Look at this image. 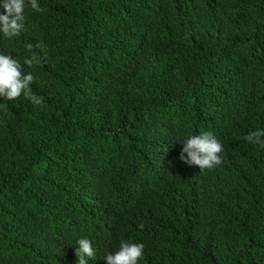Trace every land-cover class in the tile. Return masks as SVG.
<instances>
[{
  "label": "trees",
  "instance_id": "1",
  "mask_svg": "<svg viewBox=\"0 0 264 264\" xmlns=\"http://www.w3.org/2000/svg\"><path fill=\"white\" fill-rule=\"evenodd\" d=\"M38 3L0 33L42 97H0V264H78L81 238L87 264L121 241L137 264H264V0ZM205 131L222 162L200 171L179 155Z\"/></svg>",
  "mask_w": 264,
  "mask_h": 264
},
{
  "label": "clouds",
  "instance_id": "2",
  "mask_svg": "<svg viewBox=\"0 0 264 264\" xmlns=\"http://www.w3.org/2000/svg\"><path fill=\"white\" fill-rule=\"evenodd\" d=\"M29 6L34 11H43L38 0H0V8L3 9V12L0 13V33L4 37L10 39L21 34L24 28L25 9ZM42 47L39 42L35 45L29 43L27 48L33 52V55L31 58H24V64L32 66L34 62H39L37 60L38 53L35 50L42 49ZM34 82L35 78L31 73H23L20 59L0 54V97L11 101L23 93L34 105H39L42 103V97L34 95L30 88ZM261 137H264V130L257 129L250 132L246 139L264 148V140ZM182 144L179 159L189 166H198L200 171L212 169L222 162L219 155L223 151L222 143L211 131L190 136ZM77 244L78 264H87L86 257L94 258L96 254L92 242L87 238H81ZM143 251L142 243L121 241L119 249L114 254L106 252L104 259L107 264H137Z\"/></svg>",
  "mask_w": 264,
  "mask_h": 264
}]
</instances>
